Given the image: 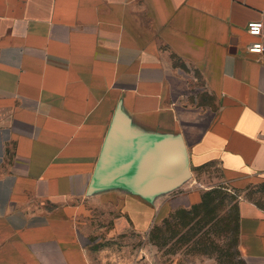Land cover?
Listing matches in <instances>:
<instances>
[{
  "label": "crops",
  "instance_id": "0c3cea01",
  "mask_svg": "<svg viewBox=\"0 0 264 264\" xmlns=\"http://www.w3.org/2000/svg\"><path fill=\"white\" fill-rule=\"evenodd\" d=\"M254 21L264 0H0V264H124L83 242L97 209L148 238L172 194L216 190L264 264Z\"/></svg>",
  "mask_w": 264,
  "mask_h": 264
},
{
  "label": "rangeland",
  "instance_id": "374dc122",
  "mask_svg": "<svg viewBox=\"0 0 264 264\" xmlns=\"http://www.w3.org/2000/svg\"><path fill=\"white\" fill-rule=\"evenodd\" d=\"M178 194L171 195L170 209V204L162 208L161 213L167 216L155 222L148 238L130 232L128 227L115 235L119 213L113 206H106L107 213L101 212V217H98L99 211L104 209L94 211L96 217L87 224L83 242L90 245L94 256L99 257L102 250L105 251L104 257L117 258L124 264H129L137 253L138 257L142 254L147 257L148 253L155 264H244L236 249L234 196L216 190L208 198L207 207L188 215L185 212L192 206L185 208ZM109 260L107 262L112 264L113 261Z\"/></svg>",
  "mask_w": 264,
  "mask_h": 264
},
{
  "label": "built area",
  "instance_id": "2783aa9c",
  "mask_svg": "<svg viewBox=\"0 0 264 264\" xmlns=\"http://www.w3.org/2000/svg\"><path fill=\"white\" fill-rule=\"evenodd\" d=\"M253 24L260 25L258 34H253V30L250 27ZM247 28H248V32L250 35H252V36L254 35V37H257V38H264V23L263 22H261V21L250 22ZM248 51H249V53H251L253 55L254 54H262V53H264V43L262 41L254 42V44L252 43L248 47Z\"/></svg>",
  "mask_w": 264,
  "mask_h": 264
},
{
  "label": "trees",
  "instance_id": "16d2710c",
  "mask_svg": "<svg viewBox=\"0 0 264 264\" xmlns=\"http://www.w3.org/2000/svg\"><path fill=\"white\" fill-rule=\"evenodd\" d=\"M208 200H209V199L204 200V202L201 203V204H199V205H194L189 211H187V212H185V213L188 214V215L196 214V213H194L195 210H198V209H200V208L207 207V203L209 202Z\"/></svg>",
  "mask_w": 264,
  "mask_h": 264
},
{
  "label": "clouds",
  "instance_id": "9594fccd",
  "mask_svg": "<svg viewBox=\"0 0 264 264\" xmlns=\"http://www.w3.org/2000/svg\"><path fill=\"white\" fill-rule=\"evenodd\" d=\"M253 30V34H258L259 33V28H260V25L258 24H253L250 26Z\"/></svg>",
  "mask_w": 264,
  "mask_h": 264
}]
</instances>
